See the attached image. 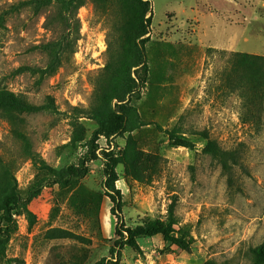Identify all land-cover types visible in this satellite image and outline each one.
Returning a JSON list of instances; mask_svg holds the SVG:
<instances>
[{
  "label": "rangeland",
  "instance_id": "rangeland-1",
  "mask_svg": "<svg viewBox=\"0 0 264 264\" xmlns=\"http://www.w3.org/2000/svg\"><path fill=\"white\" fill-rule=\"evenodd\" d=\"M25 1L0 0V90L44 109L0 114V182L8 165L23 202L34 183L47 180L25 206L33 218L23 205L14 208L7 257L24 264H264L252 253L264 247V104L252 118L224 79L233 53L264 57L263 0H150L144 67L131 70L132 93L112 102L115 110H134L133 122L118 112L113 127L124 128L94 141L96 122L74 119V109L99 104L112 82L104 69L132 51L141 11L131 1L88 0L75 16V53L46 76L17 70L43 69L47 59L35 47L58 40L69 22L59 21L54 4L39 14L12 8ZM76 121L82 141L64 148ZM174 127L194 150L169 146L166 132ZM202 130L223 149L241 150L234 186L202 153L204 142L193 134ZM28 151L54 171L83 162L88 173L61 187ZM110 167L118 212L108 197ZM173 198L179 223L190 227L189 253L161 236L138 239L137 249L118 247L117 228L164 219Z\"/></svg>",
  "mask_w": 264,
  "mask_h": 264
},
{
  "label": "trees",
  "instance_id": "trees-1",
  "mask_svg": "<svg viewBox=\"0 0 264 264\" xmlns=\"http://www.w3.org/2000/svg\"><path fill=\"white\" fill-rule=\"evenodd\" d=\"M115 2L127 3L131 1L138 6L141 11L142 22L139 25L140 31L135 35L133 49L130 53L120 57L116 64H108L104 72L112 77L110 85L105 87L100 92L99 104L91 109H77L74 119L87 118L93 119L98 129L94 132L93 139L100 133L107 135L116 134L121 131L122 125L113 127V117L116 119L124 115L123 118L132 121L134 110L117 105L116 110L112 107V102H123L124 97L130 95L133 91L134 79L131 78V70L135 68L142 69L144 67V53L141 44L143 39L148 34V27L151 23V17H146L150 9V0H114ZM88 0H29L21 2L12 7L19 10L20 7L28 6L34 10L35 14H39L42 10L56 5L58 8L59 21L69 22L68 30L58 40L47 43L43 46L35 47L45 55L47 62L43 69L22 67L17 72L31 71L36 74L52 76L55 71L62 65L63 61L75 53V47L79 40V23L75 19L78 10L87 4ZM264 2V0H263ZM4 17L0 15V29L3 28ZM140 39V43L136 42ZM229 71L225 75V86L232 92H239L242 99L246 102L248 112L252 118H259L264 104V57L247 53H233L229 60ZM136 73L137 71H133ZM44 107H38L23 102L13 93L5 90H0V114H5L6 111L15 114H33L43 110ZM118 110V111H117ZM120 110V111H119ZM129 111H132L130 113ZM120 112L121 115H117ZM122 117V116H121ZM133 122V121H132ZM72 134L70 141L64 145V148H74L77 143L82 141V127L76 121L72 123ZM180 129L174 127L171 131H167L169 146L186 148L190 151L194 150L195 144L187 137L180 134ZM199 140L204 142L202 153L209 156L221 170L223 176L227 178L229 187L234 186L233 170L241 165V150L239 149H223L217 141L210 138L207 130H202L193 133ZM28 157L33 164L40 170H45L52 175L48 180L59 184L61 187H66L73 179H81L88 173L87 167L81 162L78 166H68L62 172L54 171L47 163L37 154L28 151ZM4 164V163H2ZM4 173L0 182V262L2 264H24L22 259L8 258L6 254L7 245L11 238V228L13 227V210L19 205L25 206L36 199L42 188L44 179L34 183L27 195L25 201H21L17 192V183L13 171L8 165H3ZM117 181L113 167L108 171V197L115 205L117 212L120 210L118 198H116L111 187ZM114 192V191H113ZM27 215L33 218V215L27 211ZM176 200L167 207V215L162 220H155L144 225L137 226L133 229H126L123 226L116 229V236L119 237L117 242L119 248L129 247L137 249V240L142 238H152L161 236L163 242L168 246L177 248L180 251L189 253L191 250L190 244V227L181 225L176 217ZM252 253L261 261L264 262V247H258L252 250ZM102 264V263H99ZM115 264V263H111ZM203 264H217L214 261H206Z\"/></svg>",
  "mask_w": 264,
  "mask_h": 264
}]
</instances>
